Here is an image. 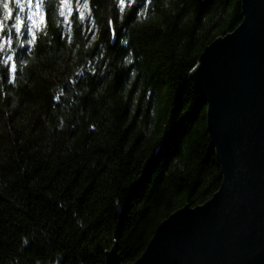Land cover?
<instances>
[{"label": "trees", "instance_id": "trees-1", "mask_svg": "<svg viewBox=\"0 0 264 264\" xmlns=\"http://www.w3.org/2000/svg\"><path fill=\"white\" fill-rule=\"evenodd\" d=\"M58 4L15 82L0 80V264H105L113 245L126 264L221 184L190 75L241 0H148L139 18L141 0L123 16L119 0H89L71 29Z\"/></svg>", "mask_w": 264, "mask_h": 264}, {"label": "water", "instance_id": "water-1", "mask_svg": "<svg viewBox=\"0 0 264 264\" xmlns=\"http://www.w3.org/2000/svg\"><path fill=\"white\" fill-rule=\"evenodd\" d=\"M241 8V22L204 47L190 75L207 104L221 184L163 219L126 264H264V0ZM105 264H123L116 245Z\"/></svg>", "mask_w": 264, "mask_h": 264}, {"label": "snow or ice", "instance_id": "snow-or-ice-1", "mask_svg": "<svg viewBox=\"0 0 264 264\" xmlns=\"http://www.w3.org/2000/svg\"><path fill=\"white\" fill-rule=\"evenodd\" d=\"M143 7L136 12L139 18L148 8V0H141ZM138 4V0H119L121 15ZM14 6V7H13ZM58 16L61 18V27L71 29L73 18L78 13L79 21L85 23L92 19V9L89 0H59L57 7ZM48 7L47 0H0V71L11 85L16 80L18 66L26 63L21 59L22 55L30 53L37 44L41 35L46 36L48 31ZM14 21V22H13ZM115 32V22L109 21ZM93 36L94 28L87 29ZM61 39L65 34L61 32ZM71 41V35L67 36ZM103 55V53H102ZM130 63V61H129ZM95 74L96 69H92ZM94 127V126H93Z\"/></svg>", "mask_w": 264, "mask_h": 264}]
</instances>
